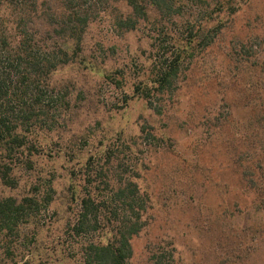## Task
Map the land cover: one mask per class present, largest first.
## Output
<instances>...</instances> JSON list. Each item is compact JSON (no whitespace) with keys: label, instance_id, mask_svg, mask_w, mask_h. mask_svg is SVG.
I'll return each instance as SVG.
<instances>
[{"label":"rangeland","instance_id":"374dc122","mask_svg":"<svg viewBox=\"0 0 264 264\" xmlns=\"http://www.w3.org/2000/svg\"><path fill=\"white\" fill-rule=\"evenodd\" d=\"M174 10L125 30L124 4L100 3L81 50L52 75L68 102L60 124L39 132L42 154L16 188L0 182V197L53 190L36 241L12 260L0 249V264H82L75 242L88 237L64 232L65 221L87 193L120 213L113 190L128 181L146 203L129 264H264V188L235 164L261 166L237 138L264 139V0H177ZM170 62L169 87L135 91Z\"/></svg>","mask_w":264,"mask_h":264},{"label":"trees","instance_id":"16d2710c","mask_svg":"<svg viewBox=\"0 0 264 264\" xmlns=\"http://www.w3.org/2000/svg\"><path fill=\"white\" fill-rule=\"evenodd\" d=\"M109 1L53 0L51 9L46 0H0V182L4 186H18L17 171L31 170V157L42 154L38 149L39 132L52 131L60 124L68 102L64 91L53 83L52 75L74 60L100 3ZM112 1L126 7V15L116 18L117 24L131 30L151 10L175 13L177 0ZM171 62L155 70V79L150 80L153 86L145 83L141 88L136 86L135 91L148 99L151 90L169 87L173 75ZM174 63L177 67L178 62ZM257 135L246 130L237 139L241 141L240 147L246 141L244 147L257 150L254 160L262 157L258 160L261 166L253 165L251 158L244 160L242 167L240 158L235 164L248 182L264 188V174L258 175L259 169L264 171V139L254 145ZM49 184L46 190H42L43 185L33 184L24 195L0 197V249L9 259H15L16 252H23L26 243L36 241L42 217L53 200ZM113 192L115 199L121 201L120 213L109 210L107 215L105 202L87 193L76 203L75 218L65 221L64 232L88 237L75 242L82 264H129L131 239L145 226L146 203L133 181L118 184ZM100 230V237L93 239V234ZM161 260L158 257L153 264H162Z\"/></svg>","mask_w":264,"mask_h":264}]
</instances>
